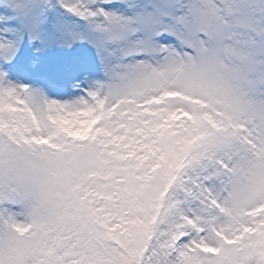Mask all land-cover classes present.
I'll use <instances>...</instances> for the list:
<instances>
[{"label":"snow or ice","instance_id":"6c2138e0","mask_svg":"<svg viewBox=\"0 0 264 264\" xmlns=\"http://www.w3.org/2000/svg\"><path fill=\"white\" fill-rule=\"evenodd\" d=\"M0 264H264V0H0Z\"/></svg>","mask_w":264,"mask_h":264}]
</instances>
